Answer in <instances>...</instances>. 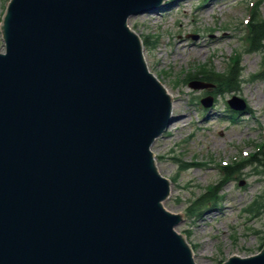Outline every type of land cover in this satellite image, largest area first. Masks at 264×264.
Instances as JSON below:
<instances>
[{
	"label": "water",
	"instance_id": "1",
	"mask_svg": "<svg viewBox=\"0 0 264 264\" xmlns=\"http://www.w3.org/2000/svg\"><path fill=\"white\" fill-rule=\"evenodd\" d=\"M162 1L9 0L0 264H196L150 149L172 99L126 23ZM223 264H264V248Z\"/></svg>",
	"mask_w": 264,
	"mask_h": 264
},
{
	"label": "rangeland",
	"instance_id": "2",
	"mask_svg": "<svg viewBox=\"0 0 264 264\" xmlns=\"http://www.w3.org/2000/svg\"><path fill=\"white\" fill-rule=\"evenodd\" d=\"M7 2L0 0V23ZM253 5L254 17L264 20V0H165L160 9L128 18L141 39L148 35L146 63L173 101V120L151 149L171 183L163 204L173 213L183 212L175 228L186 237L197 264L248 256L264 244V49L249 51L244 38ZM153 38L162 46L161 55ZM235 53L240 80L234 90L217 83L207 92L189 86L202 66L226 72ZM157 57L163 59L160 65ZM206 95L212 104L203 108L199 100ZM232 95L248 109L238 114L230 109L226 101ZM243 150L258 160L245 162ZM235 159H243L242 166L223 176L220 164ZM190 161L195 165L187 167Z\"/></svg>",
	"mask_w": 264,
	"mask_h": 264
},
{
	"label": "trees",
	"instance_id": "3",
	"mask_svg": "<svg viewBox=\"0 0 264 264\" xmlns=\"http://www.w3.org/2000/svg\"><path fill=\"white\" fill-rule=\"evenodd\" d=\"M250 33L249 37L251 39V48L258 49L262 46L264 40V21L261 22H252L249 23ZM223 75L213 73L209 68H204L198 72L194 77L201 78L203 80H217L219 81ZM236 77V69H231L226 75L223 76L226 79L227 84H230L228 81H234Z\"/></svg>",
	"mask_w": 264,
	"mask_h": 264
},
{
	"label": "bare ground",
	"instance_id": "4",
	"mask_svg": "<svg viewBox=\"0 0 264 264\" xmlns=\"http://www.w3.org/2000/svg\"><path fill=\"white\" fill-rule=\"evenodd\" d=\"M209 9H210V8H209ZM151 42H152V44H153L154 47H158V46H159V45H158L157 38H153V39L151 40ZM160 47H162V46H160ZM160 47H158L157 49H158V53L161 55V53L163 52V49H161ZM162 60H163V59L160 58V57H157V58H156V61H157L158 65L161 64ZM194 165H195V162L190 161L187 167H192V166H194Z\"/></svg>",
	"mask_w": 264,
	"mask_h": 264
}]
</instances>
